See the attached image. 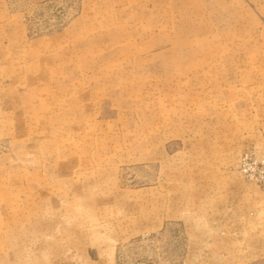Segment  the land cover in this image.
<instances>
[{"label":"rangeland","instance_id":"1","mask_svg":"<svg viewBox=\"0 0 264 264\" xmlns=\"http://www.w3.org/2000/svg\"><path fill=\"white\" fill-rule=\"evenodd\" d=\"M240 185L264 0H0V264L181 263L220 232L197 199Z\"/></svg>","mask_w":264,"mask_h":264},{"label":"crops","instance_id":"2","mask_svg":"<svg viewBox=\"0 0 264 264\" xmlns=\"http://www.w3.org/2000/svg\"><path fill=\"white\" fill-rule=\"evenodd\" d=\"M202 200L194 203L204 211L195 224L215 225L220 232L191 237L192 249L177 264H264V191L219 187Z\"/></svg>","mask_w":264,"mask_h":264}]
</instances>
